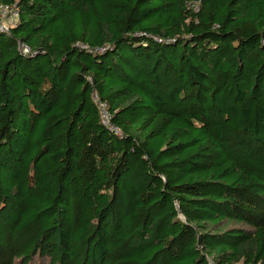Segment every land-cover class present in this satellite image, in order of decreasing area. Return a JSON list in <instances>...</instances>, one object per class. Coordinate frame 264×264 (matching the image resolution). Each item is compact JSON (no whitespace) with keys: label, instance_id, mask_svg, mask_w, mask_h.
Masks as SVG:
<instances>
[{"label":"trees","instance_id":"1","mask_svg":"<svg viewBox=\"0 0 264 264\" xmlns=\"http://www.w3.org/2000/svg\"><path fill=\"white\" fill-rule=\"evenodd\" d=\"M12 4L0 264H264V0Z\"/></svg>","mask_w":264,"mask_h":264},{"label":"built area","instance_id":"2","mask_svg":"<svg viewBox=\"0 0 264 264\" xmlns=\"http://www.w3.org/2000/svg\"><path fill=\"white\" fill-rule=\"evenodd\" d=\"M19 17L20 11L16 4L0 6V33H9L17 26ZM24 52L28 53L29 49L25 48ZM93 99L98 105L103 124L116 134L121 135V131L111 122L112 114L109 111L107 103L101 101L97 94L93 95Z\"/></svg>","mask_w":264,"mask_h":264},{"label":"rangeland","instance_id":"3","mask_svg":"<svg viewBox=\"0 0 264 264\" xmlns=\"http://www.w3.org/2000/svg\"><path fill=\"white\" fill-rule=\"evenodd\" d=\"M31 264H43L40 258L36 257L34 258L33 262Z\"/></svg>","mask_w":264,"mask_h":264}]
</instances>
